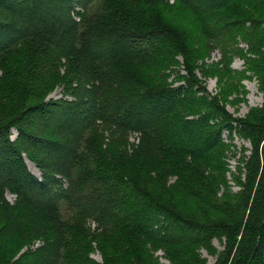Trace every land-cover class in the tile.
Returning a JSON list of instances; mask_svg holds the SVG:
<instances>
[{"label": "trees", "instance_id": "trees-1", "mask_svg": "<svg viewBox=\"0 0 264 264\" xmlns=\"http://www.w3.org/2000/svg\"><path fill=\"white\" fill-rule=\"evenodd\" d=\"M247 72L264 97V0H0V264H264V100L223 103Z\"/></svg>", "mask_w": 264, "mask_h": 264}, {"label": "rangeland", "instance_id": "rangeland-1", "mask_svg": "<svg viewBox=\"0 0 264 264\" xmlns=\"http://www.w3.org/2000/svg\"><path fill=\"white\" fill-rule=\"evenodd\" d=\"M166 11H168V8L166 9ZM169 12L171 13V11ZM240 45L242 47H246L245 43H240ZM221 57H222L221 52L219 50H215L213 51L212 56L206 59V62L208 63H212L213 61L218 62L221 59ZM179 60L182 62L181 57H179ZM231 67L234 70L242 71L244 69V60L241 59L239 56L234 57ZM182 73H185V71L182 70ZM198 74L200 75V73ZM204 79L206 80V84H207L209 91L213 95L219 94L221 87L218 84V77L211 76V77H207ZM241 83L243 84V91L241 87L240 88L241 94H239L241 98L237 100L235 103H230V101L223 102L225 104L226 109L236 117H245L252 108L262 106L263 100H264L263 93L259 90L258 81L255 79V77H252V75H250L247 72L246 74H244V78L242 79ZM59 96H61V88H57L52 94L49 95V97H54V98L59 97ZM236 96L237 94L234 93L233 95L229 96L228 100H232ZM15 137H16V130L13 129L12 138H15ZM133 138L134 137H132V139ZM223 138L226 143L232 144L234 147H231V148L232 149L234 148L233 151L237 152L236 156H233L229 152H227V156H228L227 162L229 164L228 165L229 171L227 175H228V178L231 179L230 174L237 172V166H238L237 157H239L238 152L243 147H245V148H248V150L245 153L249 154L252 145L250 141L245 140L244 138L240 137L237 134H234L232 138L229 137V134L227 133V131L223 133ZM28 165L33 173L40 176V171L37 169V167L33 163L29 162ZM173 180L174 179H171L170 181H173ZM230 182L231 184H233V190L236 191L239 189V187L235 186V184L232 181ZM7 197L10 201H13L15 198L14 195L11 193H8ZM213 244L219 251L223 249V246L221 245L218 239H215L213 241ZM199 251H200V254L202 255V258L206 260L207 264H214L216 262L217 254L210 253L206 248H201ZM155 255L159 258V261L161 264H170V260L167 257H165L164 251L162 249L155 252ZM91 256L99 262L102 261V255L97 248L93 250Z\"/></svg>", "mask_w": 264, "mask_h": 264}]
</instances>
